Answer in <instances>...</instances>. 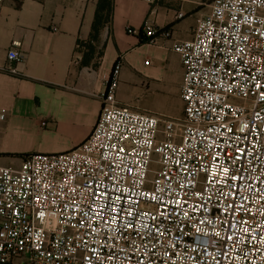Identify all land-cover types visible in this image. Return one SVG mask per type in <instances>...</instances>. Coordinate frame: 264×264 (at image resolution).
I'll return each mask as SVG.
<instances>
[{
	"label": "built area",
	"instance_id": "2783aa9c",
	"mask_svg": "<svg viewBox=\"0 0 264 264\" xmlns=\"http://www.w3.org/2000/svg\"><path fill=\"white\" fill-rule=\"evenodd\" d=\"M172 48L182 120L119 105V58L85 142L0 167V264H264V0H212Z\"/></svg>",
	"mask_w": 264,
	"mask_h": 264
},
{
	"label": "crops",
	"instance_id": "0c3cea01",
	"mask_svg": "<svg viewBox=\"0 0 264 264\" xmlns=\"http://www.w3.org/2000/svg\"><path fill=\"white\" fill-rule=\"evenodd\" d=\"M98 1H2L0 154L14 163L0 167L18 168L25 156L67 153L85 142L119 58L123 66L118 104L177 119L170 99H180L183 68L172 47L193 38L198 7L171 6L167 0L152 6L143 0H112V19L90 53L79 49L78 42L89 41ZM179 13L190 17L176 21ZM147 19L158 28L172 29V37L150 42L143 31ZM14 45L24 55L20 64L7 58ZM135 87H140L145 104L131 95ZM43 141L49 145L43 146Z\"/></svg>",
	"mask_w": 264,
	"mask_h": 264
},
{
	"label": "rangeland",
	"instance_id": "374dc122",
	"mask_svg": "<svg viewBox=\"0 0 264 264\" xmlns=\"http://www.w3.org/2000/svg\"><path fill=\"white\" fill-rule=\"evenodd\" d=\"M164 3V0H157L156 3ZM212 0H167V4L171 5V6H180L181 4H195L196 7H198V13L199 16L197 18L193 17V19H195V21L198 20V18H201L202 16H204L205 14H207L209 12V5L211 4ZM190 16L187 15L184 20L186 18H189ZM176 19V17H175ZM133 93H131V95L133 96V98L137 101H139L140 103L145 104L147 101L145 98H143L142 95V91L140 89V87H135L131 90ZM170 103L171 106H173L174 108V113L173 116L177 119L182 120L183 119V103L181 102V100L179 99L178 95L176 97V99H170ZM141 112H143V110H139ZM43 146H48L49 143L43 141L41 143ZM39 146H37V151ZM13 160L11 157L5 156L0 154V165H13Z\"/></svg>",
	"mask_w": 264,
	"mask_h": 264
},
{
	"label": "trees",
	"instance_id": "16d2710c",
	"mask_svg": "<svg viewBox=\"0 0 264 264\" xmlns=\"http://www.w3.org/2000/svg\"><path fill=\"white\" fill-rule=\"evenodd\" d=\"M113 1L112 0H99L97 5L94 22L92 25V32L89 41L78 42L79 49H85L90 53L94 50V43L98 41L100 31L108 23H110L113 16ZM26 157V156H25ZM23 157V159L25 158Z\"/></svg>",
	"mask_w": 264,
	"mask_h": 264
}]
</instances>
